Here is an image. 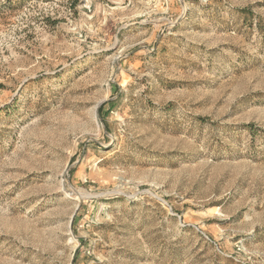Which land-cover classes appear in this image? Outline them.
<instances>
[{
    "label": "rangeland",
    "instance_id": "374dc122",
    "mask_svg": "<svg viewBox=\"0 0 264 264\" xmlns=\"http://www.w3.org/2000/svg\"><path fill=\"white\" fill-rule=\"evenodd\" d=\"M0 264H264V0H0Z\"/></svg>",
    "mask_w": 264,
    "mask_h": 264
},
{
    "label": "trees",
    "instance_id": "16d2710c",
    "mask_svg": "<svg viewBox=\"0 0 264 264\" xmlns=\"http://www.w3.org/2000/svg\"><path fill=\"white\" fill-rule=\"evenodd\" d=\"M103 107L100 109L102 111Z\"/></svg>",
    "mask_w": 264,
    "mask_h": 264
}]
</instances>
